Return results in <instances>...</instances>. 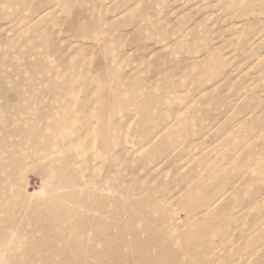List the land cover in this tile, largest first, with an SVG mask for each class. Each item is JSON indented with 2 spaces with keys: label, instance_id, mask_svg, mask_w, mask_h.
Listing matches in <instances>:
<instances>
[{
  "label": "rangeland",
  "instance_id": "rangeland-1",
  "mask_svg": "<svg viewBox=\"0 0 264 264\" xmlns=\"http://www.w3.org/2000/svg\"><path fill=\"white\" fill-rule=\"evenodd\" d=\"M136 195L178 264H264V0H0V264H154Z\"/></svg>",
  "mask_w": 264,
  "mask_h": 264
},
{
  "label": "bare ground",
  "instance_id": "bare-ground-1",
  "mask_svg": "<svg viewBox=\"0 0 264 264\" xmlns=\"http://www.w3.org/2000/svg\"><path fill=\"white\" fill-rule=\"evenodd\" d=\"M29 127V126H28ZM31 127V126H30ZM33 127V129H34V126H32ZM103 127V126H102ZM22 128V127H21ZM23 128H25V127H23ZM27 130H28V128H26ZM31 129V132L33 131V129L32 128H30ZM30 129L28 130V131H30ZM42 129H44V128H42ZM106 129H107V127H106ZM14 130H16V129H14ZM13 130V131H14ZM26 130V131H27ZM12 131V132H13ZM17 131H19L18 129L16 130V132ZM42 131H44V130H41V133H42ZM21 132V131H20ZM30 132V133H31ZM38 131H36L35 130V133H37ZM17 133H19V132H17ZM39 133H40V131H39ZM40 133V134H41ZM99 133V132H98ZM16 133H15V131H14V135H15ZM33 134V133H32ZM100 134V133H99ZM28 136H29V132H28V134H27ZM26 135V136H27ZM35 135H37V134H35ZM39 136V135H38ZM15 137H17V138H19L20 137V135H18V136H15ZM25 137V136H24ZM31 137V136H30ZM34 137H36V136H34ZM40 137L41 136H39L38 137V139H39V142H41L40 141ZM45 137V136H44ZM103 137V136H102ZM26 138V137H25ZM37 138V137H36ZM49 138V137H48ZM22 139V138H21ZM31 139H32V137H31ZM30 138H29V141L31 140ZM34 139V138H33ZM38 139L36 140V142L38 141ZM51 139V137L49 138V140ZM77 139V138H76ZM18 140V139H17ZM20 140V139H19ZM18 140V141H19ZM44 140H46V137H45V139ZM14 141V140H13ZM17 141V142H18ZM51 141V140H50ZM59 141V140H58ZM78 141V140H77ZM98 141V140H97ZM102 141H103V138H102ZM20 142V141H19ZM34 142V141H33ZM33 142L31 141V147L33 146ZM74 142V141H73ZM76 142V141H75ZM15 143V145L17 146V144H16V142H14ZM24 143V141L22 142V144ZM36 143H34V145H35ZM51 144H52V142H51ZM69 144V143H68ZM97 144V143H96ZM15 145H14V148H15ZM19 145V144H18ZM57 145H59V143H57ZM65 145H66V143H65ZM79 145V144H78ZM98 145V144H97ZM20 146V145H19ZM43 146V145H42ZM42 146H41V148H42ZM45 146V145H44ZM50 146V145H49ZM56 146V145H55ZM13 147V146H12ZM22 147V146H21ZM51 147V146H50ZM87 147V146H86ZM100 147V146H99ZM41 148H39L40 150H42ZM58 148H60V147H58ZM62 148V147H61ZM104 148V147H103ZM52 149H54V148H52ZM69 149V148H68ZM72 149V148H71ZM107 149V148H106ZM51 150V149H50ZM62 150V149H61ZM60 150V151H61ZM73 150V149H72ZM12 151H15V149H13ZM56 151H58L57 150V148H56ZM71 151V150H70ZM16 152H18L17 150H16ZM37 152H38V150H37ZM48 152V151H47ZM73 152V151H72ZM72 152H70V153H72ZM52 153V152H51ZM56 153V152H55ZM105 153H106V151H105ZM104 153V154H105ZM10 154V153H9ZM8 154V155H9ZM11 154H12V152H11ZM40 154V153H39ZM14 155V154H13ZM20 155V154H19ZM23 155V154H22ZM11 156V155H10ZM10 156H8V157H10ZM40 156V155H39ZM71 156V155H70ZM17 157H18V155H17ZM17 157H16V160H15V157H14V159H13V162H14V160L16 161L14 164H20V161L19 160H21V162H22V159H20V158H18L19 160V162L17 163ZM20 157H21V155H20ZM24 157V159H23V161L25 160V158H27V155H26V157L25 156H23ZM36 157V156H35ZM56 157V156H55ZM71 157H74V156H71ZM12 158V157H11ZM11 158H10V160H11ZM50 158V157H49ZM70 158V157H69ZM62 159H63V157H62ZM61 159V160H62ZM26 160H28V158L26 159ZM34 160V159H33ZM37 160V159H36ZM36 160H34V161H36ZM72 160V159H71ZM70 160V161H71ZM39 161V160H38ZM51 161V160H50ZM56 161V160H55ZM58 161V160H57ZM63 161V160H62ZM73 161V160H72ZM12 162V163H13ZM51 163V162H50ZM52 164V163H51ZM50 164V166H52ZM54 164V163H53ZM48 165V164H47ZM57 165V164H56ZM56 165H55V167H56ZM12 166V165H11ZM10 166V167H11ZM49 166V167H50ZM59 166H61V163L59 164ZM59 166L57 167V168H59ZM14 167V166H13ZM48 167V166H47ZM12 168V167H11ZM10 169V168H9ZM15 169V168H14ZM51 169H53V168H51ZM60 169H62V168H60ZM65 169V168H64ZM93 169V168H92ZM13 170V169H12ZM11 170V171H12ZM18 170V169H17ZM50 170V169H49ZM15 171V170H14ZM14 171H12V172H14ZM52 171V170H51ZM17 172V171H16ZM15 172V173H16ZM55 172V171H54ZM58 172V171H57ZM92 172H93V170H92ZM8 173V172H7ZM11 172H9L8 174H10ZM52 173V172H51ZM60 173V170H59V172H58V174ZM74 173V172H73ZM8 174H7V176H4L5 178L6 177H8ZM18 174V173H17ZM53 174V173H52ZM64 174H65V172H64ZM4 175H6V174H4ZM56 175V174H55ZM66 175V174H65ZM75 175V174H74ZM82 175V174H81ZM14 176H15V174H14ZM51 176V175H50ZM73 176V175H72ZM76 176V175H75ZM52 177V176H51ZM54 177V176H53ZM52 177V178H53ZM59 177H60V174H59ZM58 177V178H59ZM65 177V176H64ZM71 177V176H70ZM69 177V178H70ZM78 177V176H77ZM4 178V179H5ZM57 178V180H58V182L60 181V179H58ZM67 178H68V176H67ZM92 178V177H91ZM90 178V179H91ZM3 179V180H4ZM10 179V178H9ZM12 179V178H11ZM71 179V178H70ZM77 179H79V178H77ZM80 179H82V178H80ZM56 180V179H55ZM76 180V177H75V179H74V181ZM93 180V179H92ZM104 180H106V178L104 179ZM48 181V180H47ZM81 181V180H80ZM86 181V180H85ZM50 182H52V181H50ZM61 182V181H60ZM96 182V181H95ZM95 182H90V181H87V185H88V183H90L91 184V186L92 187H94V185L95 184H93V183H95ZM79 184H80V182H78ZM108 183H109V181H108ZM50 184V183H49ZM76 184V183H75ZM74 184V185H75ZM82 184H83V182H82ZM85 184V183H84ZM54 185V184H53ZM52 185V186H53ZM55 185H57V184H55ZM60 185V184H59ZM67 185V184H66ZM73 185V186H74ZM87 185H86V188H87ZM71 186V185H70ZM79 186V185H78ZM84 186V188H85V185H83ZM82 186V187H83ZM97 186V185H96ZM50 187V186H49ZM48 187V188H49ZM66 187V186H65ZM64 187V188H65ZM75 187V186H74ZM82 187H81V190H83L82 189ZM56 188H57V186H56ZM62 188V187H61ZM61 188H59V189H61ZM67 188V187H66ZM69 188V187H68ZM80 188V187H79ZM78 188V190L80 191V189ZM88 188H91V187H89V185H88ZM54 189V188H53ZM52 189V190H53ZM72 189V188H71ZM77 189V188H76ZM70 190V189H69ZM90 190V189H89ZM73 192H74V190H72ZM148 191V190H147ZM147 191H146V194H149V192H150V190H149V192L147 193ZM52 192V191H51ZM72 192V193H73ZM76 192V191H75ZM80 192H84V191H80ZM87 192V191H86ZM85 192V193H86ZM151 193H153V192H151ZM75 194V193H74ZM90 194V195H89ZM89 196H92L91 194L92 193H90L89 192ZM135 194V193H134ZM82 195H84V193L82 194ZM138 195V194H137ZM136 195V196H137ZM140 195H142V194H139V197H140ZM153 195V194H152ZM152 195L150 194V196L152 197ZM9 197L10 196H12V195H8ZM8 196H7V198H8ZM70 196V195H69ZM77 196V195H76ZM136 196L135 197H133V199L131 198V200L129 201V203H128V205L129 206H131L132 208H134L135 209V211L134 212H132V214L129 212V209H125L124 210V212L125 213H129L130 214V218H136L138 215H137V212L141 215H143V218H142V216H141V219H143L147 224H149V226H150V228L146 231H144L143 232V234L142 235H144V238H145V241L144 242H146V241H149L150 242V240L152 241V242H154V246H152L151 248H150V250L149 251H151L152 253H153V263L154 264H178L179 263V260H177L176 258H170V256H169V254L170 253H165V250L164 249H168V251L170 252V250L169 249H174V253H179V252H182V248H181V244H183V240L185 241V237H186V234H187V236H188V231H187V233L186 234H183V235H181V236H178V238H176V239H174L172 236H171V234H170V232L166 229H163L162 227V225H161V220L159 221V219L158 218H152L151 216H150V213L149 212H151V210H149V212L148 211H146L145 210V207H144V205H143V200H142V202H141V200H138V196H137V198H136ZM147 196V195H146ZM145 196V197H146ZM52 197H54V195L52 196ZM51 197V198H52ZM73 197V196H72ZM79 197V196H78ZM82 197V196H81ZM86 197H87V195H86ZM92 197H94V196H92ZM124 197V196H123ZM127 197V196H126ZM125 197V198H126ZM142 197H143V195H142ZM147 197H149V196H147ZM146 197V198H147ZM61 198V197H60ZM63 198V197H62ZM124 198V199H125ZM136 198V199H135ZM152 198H154V195H153V197ZM151 198V200H154V199H152ZM57 199V198H56ZM85 199V198H84ZM128 198H126L125 200H127ZM130 199V198H129ZM140 199V198H139ZM147 199H149V198H147ZM146 199V200H147ZM52 200V199H51ZM95 200V199H94ZM97 200V199H96ZM122 200V199H121ZM124 200V201H125ZM10 201V200H9ZM81 201V203H84V201H86V200H80ZM83 201V202H82ZM88 201V203H89V201H91L90 199L89 200H87ZM162 201V200H161ZM66 202V201H65ZM97 202V201H96ZM121 202H123V201H121ZM128 202V201H127ZM127 202H124L125 204L127 203ZM148 202H149V200H148ZM152 203H154L153 201H151ZM163 202V201H162ZM186 202V201H185ZM20 203H22V201L20 202ZM91 203V202H90ZM89 203V204H90ZM93 203H95L94 201H93ZM150 203V202H149ZM148 204V203H147ZM151 204V203H150ZM154 204H157V203H154ZM149 205V207H152V208H155L156 206L155 205ZM184 204V203H183ZM65 205V204H64ZM73 205V204H72ZM82 205V204H81ZM85 205V204H84ZM93 205V204H92ZM16 206H17V203H16ZM126 206H127V204H126ZM65 207V206H64ZM158 207V206H157ZM25 208H26V206H25ZM24 208V209H25ZM66 208V207H65ZM87 209H89L90 208V206L88 207V205H87V207H86ZM131 208V209H132ZM79 209H81V208H79ZM85 209V208H84ZM86 209V210H87ZM96 209V208H95ZM157 209V208H156ZM204 209V208H203ZM83 210V209H82ZM153 210H155V209H153ZM58 211V210H57ZM85 211V210H84ZM83 211V212H84ZM88 211V210H87ZM195 211V210H194ZM200 211V210H199ZM93 212V211H92ZM192 212H193V210H192ZM196 212H197V210H196ZM196 212H194V214L196 213ZM202 211H200V213H201ZM89 213V212H88ZM203 213V212H202ZM190 214L192 215L193 213H191V211H190ZM84 215V214H83ZM90 215V214H89ZM190 215V216H191ZM199 215H201V214H199ZM203 215V214H202ZM194 216H196V215H194ZM88 217V216H87ZM90 217V216H89ZM92 217H93V215H92ZM201 218L203 217V216H200ZM71 218V217H70ZM85 217H83V219H84ZM91 218V217H90ZM139 218H140V216H139ZM190 218V217H189ZM193 219H196L197 217H192ZM204 218V217H203ZM82 219V218H81ZM98 219V218H97ZM158 219V220H157ZM197 219H200V218H197ZM65 220V219H64ZM67 220V219H66ZM96 220V219H95ZM94 220V221H95ZM98 220H100V219H98ZM159 221V222H158ZM195 221V220H194ZM198 221V220H197ZM88 222V221H87ZM100 222V221H99ZM116 222V221H115ZM93 223V222H92ZM96 223V222H95ZM201 223V222H200ZM66 224V223H65ZM99 225L101 224V223H98ZM97 223L96 224H94V225H98ZM195 224H196V222H195ZM198 224V223H197ZM92 225V224H91ZM102 225V224H101ZM100 225V226H101ZM108 226H109V224H108ZM110 226H112V224H110ZM160 226H162L161 228H160ZM62 227V226H61ZM82 227V226H81ZM93 227V226H92ZM97 227V226H96ZM96 227H94L95 229H96ZM99 227V226H98ZM102 227V226H101ZM100 228V227H99ZM108 228V227H107ZM120 228H121V226H120ZM194 228V227H193ZM4 230H5V228H3ZM93 229V228H92ZM104 229V228H103ZM102 229V230H103ZM131 229V228H130ZM80 231H81V229H79ZM85 230V229H84ZM90 230V229H89ZM159 230V231H158ZM71 231V230H70ZM93 231V230H92ZM131 231V230H130ZM7 232V231H6ZM86 232V231H85ZM88 232V231H87ZM80 233V232H79ZM83 233V232H82ZM190 233V232H189ZM84 234V233H83ZM86 234V233H85ZM138 234V233H137ZM67 236V235H66ZM80 236H81V234H80ZM88 236V235H87ZM120 237H121V235H120ZM138 238V237H137ZM143 238V239H144ZM136 241H137V239H136ZM116 243V242H115ZM114 243V244H115ZM118 243V242H117ZM148 243V242H147ZM173 243L174 244H176L175 246L176 247H174L173 246ZM114 244H112V245H114ZM119 244H122L121 242L120 243H118V245ZM130 244V243H129ZM138 244V243H137ZM146 244V243H145ZM6 245V244H5ZM150 245H151V243H150ZM178 245V246H177ZM117 246V245H116ZM116 246H115V248H116ZM5 247V246H4ZM142 247V246H141ZM174 247V248H173ZM183 247V246H182ZM8 248V247H7ZM109 248V247H108ZM111 248H112V246H111ZM118 248H120L119 246H118ZM110 249V248H109ZM185 249V248H184ZM110 250H112V249H110ZM116 251H118V249L116 248L115 249ZM173 250H171V252H172ZM7 252V251H6ZM113 252V251H112ZM183 253V252H182ZM118 254V253H117ZM179 254H181V253H179ZM115 257V256H114ZM116 257H118V256H116ZM115 257V258H116ZM53 258V257H52ZM15 262V261H14ZM13 263V262H12ZM11 263V264H12ZM17 263V262H16ZM116 263V262H115ZM128 263V262H127ZM6 264H8V262H6ZM18 264V263H17Z\"/></svg>",
  "mask_w": 264,
  "mask_h": 264
}]
</instances>
